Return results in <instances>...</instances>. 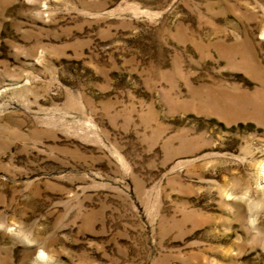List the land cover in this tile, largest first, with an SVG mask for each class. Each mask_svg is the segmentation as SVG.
I'll use <instances>...</instances> for the list:
<instances>
[{"label":"rangeland","instance_id":"1","mask_svg":"<svg viewBox=\"0 0 264 264\" xmlns=\"http://www.w3.org/2000/svg\"><path fill=\"white\" fill-rule=\"evenodd\" d=\"M0 264H264V0H0Z\"/></svg>","mask_w":264,"mask_h":264}]
</instances>
